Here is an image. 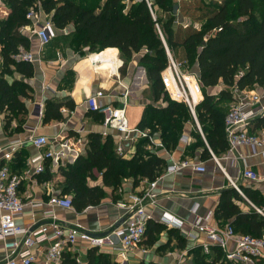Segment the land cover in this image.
I'll return each instance as SVG.
<instances>
[{"label": "trees", "instance_id": "obj_1", "mask_svg": "<svg viewBox=\"0 0 264 264\" xmlns=\"http://www.w3.org/2000/svg\"><path fill=\"white\" fill-rule=\"evenodd\" d=\"M126 1L3 0L9 9L7 18L0 20V113L6 114L5 130L15 114H26L22 100L29 98L30 87L17 80L8 84L3 75L11 74L13 69L28 79L34 73L30 64L17 61L15 57L20 48H29V41L20 33V29L29 25L26 19L28 9L39 2L56 30L66 32L70 25L73 26L69 37L75 49H87L91 55L104 51L108 61L114 60V49H117L123 61L122 76L134 55L145 51L139 64L146 72V96L153 104L146 106L136 127L138 131L147 130L150 135H158L162 147L166 151H173L185 127L191 125L195 130L192 134L196 142L192 148H188L190 153L201 148V160L211 158L207 147L216 158L225 154L228 145L224 120L233 103L231 88L236 87L241 91L264 88V0H214L200 5L194 0L182 1L178 4L179 11L198 9L196 20L201 23L199 30L175 26V3L172 0H150L155 19L144 0ZM164 13L167 14L165 20L162 19ZM164 44L173 53L178 48L183 49L186 61L197 64L203 100L196 106L195 116L207 147L188 107L171 101L163 90L160 76L167 66ZM219 84L226 89L217 96L206 94L207 88ZM62 107L61 103L45 102L44 124L60 121ZM67 107L72 109L74 105L67 104ZM253 122L256 126L264 127V117ZM87 139L86 155L79 156L73 165L58 170L63 178L60 197L69 198L76 212L98 206L106 197V191L116 194L126 180H132L134 185L140 180L151 182L166 167L162 158L147 149L148 139H139L133 156L128 159L116 155L111 137L103 139L99 134H90ZM37 177L40 182L51 179L47 169ZM98 177L101 185L89 186V181H95ZM240 190L253 207L235 189L224 190L219 195L215 219L222 224L229 223L238 235L264 239V216L254 209H264V200L258 191L247 188ZM113 200L115 202L119 198L114 197ZM240 204L248 210L244 212ZM164 230V226L148 221L145 243L153 246ZM176 238L179 247L184 246L181 237L176 235ZM192 255V264H219L216 260H209L199 248L193 250ZM63 264L78 263L67 254ZM87 264L112 263L107 255L92 249L88 251ZM220 264L231 263L223 261Z\"/></svg>", "mask_w": 264, "mask_h": 264}, {"label": "crops", "instance_id": "obj_2", "mask_svg": "<svg viewBox=\"0 0 264 264\" xmlns=\"http://www.w3.org/2000/svg\"><path fill=\"white\" fill-rule=\"evenodd\" d=\"M175 1V6H178L177 0ZM202 1L209 3L214 0ZM101 4H103V1ZM8 14L9 9L0 0V20H5ZM199 29L200 27L197 28V30ZM30 30L31 25L29 22L28 26L20 29V33L29 41L27 51L36 57L39 56L38 61L30 64L34 69L32 77L26 79L13 69H11V74L3 75L4 80L8 84H11L15 80L23 81L30 87V92L28 93L29 98L22 100L26 114H15L7 130H5L4 122L6 114L0 113V167L7 165L13 173H28L30 175V170H28L29 167L26 163L30 157L37 153L28 142V138L31 135L34 137H46L49 143L44 148V151L52 150L57 154L58 160L57 162L48 161L45 164V171L47 169L51 175L50 180L40 182L37 176L30 175L29 179L24 181L19 187V197L27 206L15 220L17 226L25 229H31L36 221L43 223L42 212L48 209L47 206L41 210L33 209L28 203H47L50 197L61 194L63 178L60 176L58 170L60 167L73 165L79 156L86 155L88 135L99 134L103 139L111 137L113 139L114 151L117 146H120L124 153L123 158L128 159L133 156L137 142L139 139H143L139 137L137 132L140 131L136 127L141 120L146 106L152 104L151 100L145 95V91L148 89L146 72L139 64V60L143 54L134 55L127 65L123 76L121 75V68H118L117 74H113L110 70L112 68V71L115 72L117 61L121 62L118 50L114 48L112 49L116 51V56L112 61L105 59L104 51L93 55L87 52L84 57L67 54V58H63L64 56H62L60 60L55 58L45 60L48 48L63 33L57 30L56 37L49 45L41 48L37 39L31 36ZM166 48L165 45V51ZM176 52H184V50L181 49ZM89 58L97 59V65L89 61ZM1 64L0 56V66ZM196 69L198 71L197 65ZM67 72H71L72 76L67 77ZM223 89L226 88L222 84H219L215 87L207 88L205 92L207 95L217 96ZM252 91L258 92L262 96L260 105L255 106V109L257 107H264V88H254ZM97 95L100 96L99 101L102 105L112 108H120L122 106L126 116L128 108L135 109L136 116H130L127 119L130 129L133 130L129 140H119L114 131L104 127L103 115L88 109L86 101ZM47 101L63 104L60 110L62 114L60 121L44 124L43 112L45 102ZM67 104H73L74 107L70 109L67 107ZM196 123L200 132L197 127L196 129L207 147L197 119ZM252 123L249 133L258 138H264V127L256 126V123ZM194 131L191 125H187L178 146L173 151H166L162 145L161 148L159 146L158 148H154L150 145L147 148L165 161V168L183 160H188L204 168L203 173L188 168L175 174L163 175L156 188V205L146 207L148 221L164 226L160 222L162 217H175L185 222L183 231L167 229L164 226L165 230L159 235L153 246H148L144 238L141 245L130 251L125 261L117 259L115 251L112 252L107 247L102 249L88 248L83 243H77L64 256L67 254L71 255L78 264H87L88 251L95 249L98 253L107 255L112 264H192V251L199 248L203 254L200 246L205 242L204 236L194 231H192L196 237L194 241L185 236V233L189 229L188 224L193 222L196 215L203 218L209 217L208 224L215 228L222 229L226 225H230L229 223L222 224L217 222L214 215L219 195L222 191L234 189L233 185H235L239 190L240 188H247L258 191L264 200V147L256 149L255 155H253L251 148L240 147L234 153H225L218 158L214 156L217 163L213 160L212 152L207 147L211 158L201 160V148L193 150V153L188 151V148H192L196 142L192 134ZM150 136L153 137L155 144H161L158 135ZM7 152H11L12 157L11 160L6 162L1 159V156ZM246 169L253 171L258 176L259 181L252 183L244 179L242 174ZM164 170L161 174L164 173ZM147 183V180H140L137 185H134L132 180H126L120 188L121 192L118 191L112 195L111 191H106V197L96 207H88L82 212H76L73 209L57 208L55 213L58 219L64 223L66 229L78 226L93 236H102L123 216L118 203L126 200L131 194L141 192ZM88 184L89 186L101 185L100 177L95 181H89ZM240 196L252 206L246 200L243 193ZM114 197H118L119 200L114 202ZM240 207L244 212L248 210L242 204H240ZM254 209L257 212L261 211V215L264 216V209ZM176 235H179L184 242V246L181 248L179 247ZM115 242L116 244L118 243L117 241ZM228 248L229 250L232 249L233 244H230ZM42 255V249H39L35 264H41ZM205 256H208L209 260L218 261L219 264L226 261L224 252L216 246L212 247L210 253ZM4 257L3 245L0 242V264H3ZM251 264H264V250L262 251V256L254 258Z\"/></svg>", "mask_w": 264, "mask_h": 264}, {"label": "built area", "instance_id": "obj_3", "mask_svg": "<svg viewBox=\"0 0 264 264\" xmlns=\"http://www.w3.org/2000/svg\"><path fill=\"white\" fill-rule=\"evenodd\" d=\"M150 9V0H144ZM128 2V0L126 1ZM153 19L154 15L150 9ZM26 19L31 25V36L37 39L41 48L46 47L56 37L57 30L47 18L41 9L40 3L31 7ZM156 30L160 33L159 27ZM64 33V31H59ZM167 66L161 73L160 79L163 90L167 97L177 103L185 104L191 112L196 123L195 108L203 100L202 86L199 78L190 75H184L180 71V65L172 57L166 48ZM38 57L29 51L20 48L15 59L20 62L34 64ZM122 67V63L117 61L115 72ZM232 105L229 113L224 120V132L227 141L226 154L234 153L240 147H249L256 154V149L264 147V138H258L249 133L252 122L258 117H264V107L260 105L262 96L255 91H241L236 87L231 88ZM199 96L200 100H195L194 96ZM100 96L89 98L87 102L88 109L103 115V125L116 133L119 140H129L133 130L130 129L126 114L122 108H112L102 105L99 101ZM196 127L199 130L198 124ZM200 132V130H199ZM140 138L148 139L149 145L154 148H161V144H155L153 137L148 131L137 132ZM28 142L37 151V153L27 160L29 174L38 176L44 173L46 162H57L58 156L52 150H45L48 146L46 137L30 136ZM115 152L123 157L124 153L120 146H117ZM11 152L4 153L1 159L11 160ZM213 160L217 163L212 154ZM191 169L203 173L204 168L193 164L188 160L179 161L165 168L164 173L151 182H148L142 191L131 194L126 200L118 203L119 209L123 213L124 221L118 227L111 226L102 236H93L78 226L65 228L64 223L56 215V209H72L70 199L54 195L49 198L47 203L29 202L33 209H43V223L36 221L31 229H25L17 226L16 217L20 216L27 206L19 197L20 185L29 179L28 173L18 174L10 171L7 165L0 167V242L3 245L5 253L3 264H35L39 249H42L41 264H63V256L70 251L77 243H83L88 248L102 249L107 247L110 251H115L116 258L125 261L128 254L144 240L148 216L147 206H155L157 203L156 188L163 175L175 174L183 169ZM243 178L256 183L258 176L251 170L246 169L242 174ZM236 192L242 195L241 191L233 185ZM119 192L121 190L119 189ZM260 214L261 211H258ZM209 217H199L196 215L193 222L189 223L188 232L185 236L194 241L195 236L192 231L201 234L205 242L200 248L204 255H208L211 248L216 246L220 248L225 255V259L231 263L251 264L254 258L262 256L264 250V239L251 236H241L235 234L230 225L224 228H215L208 223ZM160 222L167 229H178L183 231L184 221L175 217L164 216ZM114 239V240H113ZM117 241L118 243L116 244ZM233 248L229 250V245Z\"/></svg>", "mask_w": 264, "mask_h": 264}, {"label": "rangeland", "instance_id": "obj_4", "mask_svg": "<svg viewBox=\"0 0 264 264\" xmlns=\"http://www.w3.org/2000/svg\"><path fill=\"white\" fill-rule=\"evenodd\" d=\"M179 1H181V2H178V0H177V4H181V3H183L182 1H185V0H179ZM187 1H190V0H187ZM172 2L174 4L176 1L172 0ZM194 2H197L200 5L203 1L202 0H194ZM2 3H4L3 0H2ZM198 13L199 12H198L197 8H191L189 11H183V10L179 11V8H178L177 14L175 15V19H176L175 26L180 27L182 29H185L187 27H192L194 29L199 28L201 26V23L196 20ZM166 17H167V14L164 13L162 15V19L165 20ZM73 30H74L73 26L72 25L69 26L67 31L65 33H63L62 35H60L61 37H58L57 39H55L52 42V45H50V47L48 48V50L46 52L47 54L45 56V60H50L51 58H55V59L60 60L62 58V56H64L63 58H67V54H70V55L74 54L75 56H78V57H84L87 54V52H88L87 49L77 50L71 44L72 38L69 37V34H71L73 32ZM0 50H1V48H0ZM178 50H181V49L178 48L175 50L174 59L178 63V65H180L181 73L184 75L195 76L198 78L199 73L196 69L197 64L189 63L188 61H186L184 52H176ZM169 52L173 56V52H171V51H169ZM165 53H166V51H165ZM140 54H145V53L141 52ZM119 59L121 60V63L123 65V61H122L121 57ZM66 76L70 77V76H72V73L67 72ZM147 92H148V89L145 91V93H146L145 95H147ZM127 116H126L127 119H129L130 116L135 117L136 116L135 109L128 108Z\"/></svg>", "mask_w": 264, "mask_h": 264}, {"label": "water", "instance_id": "obj_5", "mask_svg": "<svg viewBox=\"0 0 264 264\" xmlns=\"http://www.w3.org/2000/svg\"><path fill=\"white\" fill-rule=\"evenodd\" d=\"M177 10H178V6H174L173 8V13L174 15L177 14ZM165 46V45H164ZM165 48V47H164ZM120 108H123L122 106ZM124 221V218L122 217L116 224H115V227H118L119 225H121Z\"/></svg>", "mask_w": 264, "mask_h": 264}, {"label": "bare ground", "instance_id": "obj_6", "mask_svg": "<svg viewBox=\"0 0 264 264\" xmlns=\"http://www.w3.org/2000/svg\"><path fill=\"white\" fill-rule=\"evenodd\" d=\"M89 61H91V62H93V63H95L96 65H97V59H95V58H89ZM91 65V64H90ZM94 66V65H93ZM194 99L195 100H200L201 98H199V96H194Z\"/></svg>", "mask_w": 264, "mask_h": 264}]
</instances>
